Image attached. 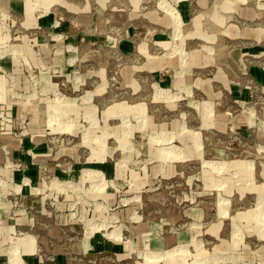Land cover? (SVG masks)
Here are the masks:
<instances>
[{"label":"rangeland","instance_id":"rangeland-1","mask_svg":"<svg viewBox=\"0 0 264 264\" xmlns=\"http://www.w3.org/2000/svg\"><path fill=\"white\" fill-rule=\"evenodd\" d=\"M263 19L0 0V264H264Z\"/></svg>","mask_w":264,"mask_h":264},{"label":"crops","instance_id":"crops-1","mask_svg":"<svg viewBox=\"0 0 264 264\" xmlns=\"http://www.w3.org/2000/svg\"><path fill=\"white\" fill-rule=\"evenodd\" d=\"M162 20V19H161ZM259 24H257V25H254V26H257L258 28L257 29H254V30H252V31H250L249 32V34L251 35V36H254V38L255 39H252V40H255L256 42H260V41H264V19L263 20H261V21H259L258 22ZM248 25V24H247ZM253 26V27H254ZM259 27H262V28H259ZM233 31V30H232ZM233 32H235V31H233ZM234 34V33H233ZM235 56H236V54H235ZM255 72H256V75H257V78L260 80V81H264V72L261 70V69H256L255 70ZM94 241V240H93ZM93 245L95 246V249L96 250H99L100 248H103V247H101L100 246V242H99V239L97 238V241H94L93 242ZM32 264H39L38 263V261H35L34 260V262L32 263ZM60 264H62L61 262H60Z\"/></svg>","mask_w":264,"mask_h":264},{"label":"bare ground","instance_id":"bare-ground-1","mask_svg":"<svg viewBox=\"0 0 264 264\" xmlns=\"http://www.w3.org/2000/svg\"><path fill=\"white\" fill-rule=\"evenodd\" d=\"M14 252V251H13ZM19 252V251H18ZM13 259V258H12Z\"/></svg>","mask_w":264,"mask_h":264}]
</instances>
